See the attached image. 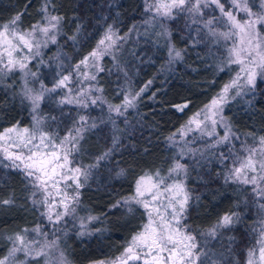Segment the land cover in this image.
Segmentation results:
<instances>
[{
    "label": "trees",
    "instance_id": "1",
    "mask_svg": "<svg viewBox=\"0 0 264 264\" xmlns=\"http://www.w3.org/2000/svg\"><path fill=\"white\" fill-rule=\"evenodd\" d=\"M45 6L63 18L56 42L44 53L49 61L59 54L68 65L76 64L95 49L109 27L127 36L102 60L97 79L105 104L84 108L49 96L41 107L44 128L56 137L86 125L71 159L88 172L80 181L79 211L98 219L83 229L65 223L51 232L42 207L32 203L40 192L21 169L0 162V201H13L0 204V257L9 248L8 237L43 225L61 240L72 263L112 261L149 221L142 204L132 202L131 211L123 204L112 205L133 195L141 176L164 173L180 159L168 138L219 93L232 78L233 67L226 62V48L213 41L201 23L184 12L173 19L150 20L142 0H0V25L23 12L18 26L30 28L43 20ZM169 48L181 57L170 59ZM125 96L136 97L134 107L123 115L109 111V105H122ZM183 104L188 107L177 111L175 106ZM224 114L237 136L232 145L201 140L183 160L189 200L181 224L198 240V264H248L249 252L261 239L264 200L252 185L226 177L240 148L264 137V82L258 80L254 90L230 100ZM33 117L17 72L0 71V132L29 126ZM226 213L239 219L210 234Z\"/></svg>",
    "mask_w": 264,
    "mask_h": 264
},
{
    "label": "snow or ice",
    "instance_id": "2",
    "mask_svg": "<svg viewBox=\"0 0 264 264\" xmlns=\"http://www.w3.org/2000/svg\"><path fill=\"white\" fill-rule=\"evenodd\" d=\"M205 6L209 3L216 5L221 13V17L224 19V23L227 24L229 31L217 33L213 29L214 23L217 21L209 19L205 22V27L208 28L209 32L215 36L220 35L225 39H229L233 36L239 37V42L244 43V38L250 36L247 40L249 48L247 49H238L236 47L230 50V62L240 65L239 71L236 76L230 81V83L224 85L222 90L213 97L209 104L205 105L203 109L195 113L188 121V129L191 130V125L195 123L197 128H200L201 124L204 121H210L212 126V131L207 132V135L213 136L216 135L215 126L217 124V119L219 117L220 124L225 129V135L222 138H218L216 143H223L229 141L230 139V126L227 120L222 115L223 106L228 103L229 100V91L230 89H237L235 95H241L242 86L241 80L244 81V87H247L249 91L254 90L256 79L259 76L261 82H264V43L261 42V38L258 33L255 32L257 24L261 27H264V11L262 14L257 15L253 13L248 7V0H231V5L234 6L237 12H244L247 19L241 21L237 19V16L234 15L233 11L225 10L224 4L220 3V0H203ZM148 9H154L155 13L161 17H166L169 19L174 18L175 13L189 12L195 13L197 15H202L201 12V0H156L155 4H148ZM42 11L45 13V21L47 26H41L39 23L31 26V29L28 31L20 32L17 30V24L21 22V16L25 13L21 12L16 14L12 20L7 24L0 25V46H3V52L0 53V65H3L0 68V71L11 72L14 68H19L21 71H26L28 56L23 55L27 51L30 55H33L32 50L35 48V56L39 55L40 41L36 40V33L39 32L46 39L43 40L44 45L50 41L52 43L56 42L55 33L59 30V25L61 23L62 17L55 15L47 14V6H45ZM50 33H52L50 35ZM164 35H169L167 31ZM11 36V39H9ZM70 39L75 40V37H70ZM15 41V43H13ZM105 41H108L105 44ZM115 44V40L112 39L111 30L101 39L97 45V50L92 51L85 56L79 64L76 65V68L79 69L81 65L87 66L89 58L94 62L99 59L103 52L107 51L108 48H111ZM20 53L21 58L15 59L14 53ZM174 53V54H173ZM5 54L6 60L5 63ZM170 59L180 58L181 53L179 51H174L172 48H169ZM102 71L103 69H98ZM222 70V69H221ZM31 75L35 76V73ZM87 78V77H86ZM90 79L95 80L96 77L93 75ZM69 80L68 76H64L59 82L55 85L56 88L66 87V81ZM151 81H149V84ZM147 88H142L136 96H139ZM53 89H48V91H54ZM102 91V89H98ZM24 96L29 99L33 106V111L38 107L39 101L42 98L39 94H33L31 89H25ZM136 97L129 99L125 96L122 105L112 106L109 105V111H115L116 113L123 115L121 109H127L128 107H134V100ZM235 99V96L232 97ZM92 104L96 103V100L91 101ZM176 110L183 112L185 108L188 107L187 104L176 105ZM203 115L204 121H201L199 117ZM84 119L83 117L81 118ZM39 122L37 121V131L30 132L28 128L19 129L17 126L12 128L5 129L3 133H0V154L3 155L4 159L10 161V167L22 169L23 174L26 179L29 180V183L39 192L42 193V198L39 200L33 199L32 203L34 206L44 207L45 212H42V216H46V219L55 224H58L63 216L69 214V204L65 201H77L79 197V188L82 187L80 184L79 177L83 176L85 180L87 179L88 172L82 170L79 167L71 168L69 167L70 161L68 159V150L62 148L59 145H56L52 138L42 131H39ZM79 136V130H77V136L71 137L73 141ZM170 141L172 137L168 138ZM69 140V137H65L61 141L63 145L66 141ZM260 144L264 146V137L260 138ZM75 147V145L73 146ZM256 152V149L250 150V154L240 163L239 167H234L230 170V175L226 179H235L237 181H242L244 184H258V169L260 170L259 180L264 181V158L260 160H254L253 156ZM108 153H105V158ZM264 155V153H262ZM66 170V171H65ZM181 171H186L185 167L179 163L171 169V172H176L179 174ZM247 172L253 173L251 177L247 175ZM71 173V176L67 175ZM123 174L121 170L118 175ZM159 178V174L157 173ZM71 179L75 187L74 195L68 196L67 192L62 194L60 203L63 205V211L57 212L55 217L52 214L53 205L49 202V196H51V188L57 189V194L59 192V184L64 183L65 188L69 185L67 181ZM148 181H151V177L147 178ZM161 179V183L162 178ZM145 177H140L136 181V195L125 198L123 200H118L116 204L112 207H118L123 204L125 207L131 211V203L142 204L145 209H148L150 206V201L140 199L145 195ZM152 188H157V192H154L151 196V201L162 203L158 201L159 190L158 186L153 184ZM144 189V190H142ZM165 193H170L168 198L167 205L165 206V211H170V219L167 222H164V218L159 213L158 208H152L149 212V224L144 226V231L137 234L132 238L130 245L125 249L124 253L120 257H117L115 261H109L108 264H129V261H143V264H196V260L199 258L193 252L196 248L195 237L182 232L181 228L184 226L180 223V217L186 210L188 204L189 195L182 183H175L172 185L165 186ZM259 195H264V191L258 193ZM36 192L32 193L34 197ZM173 197L175 200H173ZM11 200L0 201L2 205L12 204ZM178 205V210H177ZM152 212H156L160 216L161 224L159 229L152 227ZM90 220L98 219V217H89ZM239 217L237 214H224L218 220L217 224L211 230L212 235H215L218 229L229 228ZM173 225H177L174 227ZM24 233L28 232V229L22 230ZM33 232H40L39 226L32 229ZM83 234V233H81ZM12 242L13 247L9 252V256H14L17 252H23L26 256L39 257L44 255L43 250L32 252L30 251L31 242L26 243L24 235L17 233L14 237H8ZM264 244V241H262ZM142 249V253H138L136 249ZM166 254V255H162ZM63 257V253H61ZM254 253L249 252L248 264H253L252 257ZM8 257L3 260H0V264H6ZM259 260L264 261V246L259 250ZM103 264V262H101Z\"/></svg>",
    "mask_w": 264,
    "mask_h": 264
},
{
    "label": "rangeland",
    "instance_id": "3",
    "mask_svg": "<svg viewBox=\"0 0 264 264\" xmlns=\"http://www.w3.org/2000/svg\"><path fill=\"white\" fill-rule=\"evenodd\" d=\"M142 1L144 4V8L150 17V20L151 19H154V20H156V19L168 20L169 19V18L161 17V16L157 15L155 13L154 9H148L147 8L148 4H155L156 0H142ZM238 2H240V0H238ZM220 3L224 4L226 11H228V10L233 11L234 15L237 16L238 20L243 21V20L248 18L244 12H237L236 8L231 5V0H220ZM248 7L251 9V11L253 13L260 15V14H262V11H264V0H248ZM201 12H202V15H197L195 13H189L187 11H185L184 13L188 14V16L194 22H197L199 24L201 23L202 28L204 29L206 34L210 38H212L213 41L223 44V46L226 48V50H227L226 62H227V64H229L230 66L233 67V76L226 83V84H228L236 76V74L240 68V65L230 62V59H231L230 50L234 47H236L238 49L249 48L247 40L250 38L251 35H254V34L250 33V36H246L244 38V43H242V44L239 42V37H237V36H233L229 39H225L224 37H222L220 35L213 36L209 32L208 28L205 27V22L207 20L213 19V20L217 21L213 25V29L217 33L228 32L229 28H228L227 24L224 23V19L221 17V13H220L219 9L216 7V5L209 3L207 6H205L203 3V0H201ZM204 13H208L209 17L205 18ZM47 14L48 15H55L48 8H47ZM175 14H177V13L174 12V15ZM55 16H57V15H55ZM38 23L41 26H47L45 18H43V20L38 22ZM30 29H31V27L27 28V29H21L17 24V30L20 32L28 31ZM109 30H111L112 39L115 40V44L111 48H108L107 51L103 52V54L99 57L98 60H96L94 62L91 58H89L87 66L81 65L79 69L76 68V65L79 64L80 61L77 62L76 64L68 65V63H66L65 61L58 59L59 54H57V55L54 54L53 56H55V57L51 61L44 58L45 50L47 49V47L50 44H52V42L49 41L47 43V45L45 46L43 43V40L46 38L43 37L42 34L37 32L35 39L41 42L40 48H39V55L38 56L34 55V53L36 52L35 48L32 50L33 55H30L27 51H25L23 53V55H27L29 57L28 61H27L26 71H21L19 68H14L12 70V71L17 72V74L20 77L23 94H24L25 89H31L33 94H39L42 97L39 101L38 107L36 108L35 111H33L34 117H33L32 123L26 127H17L18 130L23 129V128H28L30 132H36L37 131V121H38L39 122V126H38L39 131L47 133L52 138V140L54 141V143L56 145H59L62 148L68 150V153H69L68 159L70 161L69 167H71V168L79 167L82 170L87 171V168H82V166H78V165L73 164L72 159H71L72 154L76 151V148L78 147V143L84 134V131H85L84 129H85L86 125L83 124L82 127H79L77 129V130H79V136L77 137V139L75 141H73L71 139V137L77 136V130L74 132H68L61 137H56L55 135L49 134L45 130V128H44L45 116L41 111V107H42V104L45 101V99L49 96H56V99L59 100L60 104L68 103V104H74V105L82 106L84 108H87L90 106H99L100 107L102 104H105L104 99H103L102 94H101V91H98V89H101L99 84H98V79H97L98 74L100 72L98 69H102V60H103L104 56L111 54L113 52V50H115L119 46V44L121 43V40L125 39V37H127L126 35H122V34L118 33L117 30L109 27L105 31V33L103 34L101 39H103L105 37V35L107 33H109ZM255 32L258 33L259 37L261 38V42L264 43V27H261L259 24H257ZM59 33H60V25H59V30L55 33L56 40H57ZM51 34L52 33H50V35ZM9 39H11V36H9ZM13 43H15V41H13ZM107 43H108V41H105V44H107ZM94 50H97V46L95 47ZM262 50H264V49H262ZM2 52H3V46H0V53H2ZM13 55H14L15 59L21 58V54L18 52L14 53ZM6 62H7V60H6V54H5V63ZM2 67H3V65H0V68H2ZM32 73H35V76L31 75ZM93 75L96 77L95 80L90 79V77ZM64 76L69 77V80L66 81V87L56 88L55 85ZM258 80H260L259 76L256 79V83ZM240 83L242 86L241 94L242 93H248L249 89L247 87H244V81L241 80ZM53 88H55L54 91H48V89H53ZM236 91H237V89H230L228 102L230 100H232L233 96H235V97L237 96V95H235ZM132 98L133 97H129V99H132ZM27 100L30 102L32 110H33V106H32L31 101L29 99H27ZM92 100H96V103L92 104L91 103ZM225 105L223 106L222 115L227 120V122L230 126V129H231V131L229 133V135H230L229 141H225V142L219 143V144L216 143L218 138H222L225 135V129L220 124L219 117H215L217 119V124L215 126L216 135H213V136L207 135V132L212 131V126L210 124V121H204L203 115H201V117H199V119L201 121H204L201 124L200 128H197L195 123H193L191 125V130H189L188 129V121L189 120H188L181 127V129L177 132V134L172 138V141L174 142V145L176 146L178 153L180 155V159L175 161L172 164L171 168L164 173L155 172V173H147V174L143 175V177H145L144 189H150V191L145 190V195L143 197H140V199L150 201V206L148 208V212H151L152 208H158L160 215H162L164 218V222H167L170 219V211H171L170 209L168 211H165V206L167 205L168 198L170 196V193H165V186L166 185H172L175 183H182L184 185L188 195H189V192L187 190L186 183H185L186 174H187V166L183 162V160H184V158H186L187 156H189L190 154H193L195 152L196 144L198 142H200L201 140H206V141H209L214 146H222L225 144L232 145V143H233L232 141L234 140V138L236 139L237 136H236L230 122L228 121L227 117L224 114ZM203 108H201V109H203ZM124 110L125 109H123V108L121 109L122 112ZM199 111H197V112H199ZM113 112H115V111H113ZM193 115L191 117H193ZM3 132L4 131H2L0 133H3ZM65 137H69V140L66 141L63 145H61V141H63ZM259 141H260V139L254 144H244V146H242L240 148L241 154L237 153V155L235 157L236 161L233 164V166L239 167L240 163L246 159V157L250 154V150H252V149H256V152L253 156L254 160L258 161V160L264 158V155H262V153H264V146H262ZM74 145H75V147H73ZM0 162L7 164V165H10V161L4 159L2 154H0ZM177 163L183 165L185 167L186 171H181L179 174H177L176 172H171V169L174 168ZM233 166H231V169L234 168ZM157 173L159 174V178H162V181H163L162 183H161V179H159L157 177ZM259 174H261V173H260V170L258 169V172H257L258 184L257 185L250 184L256 190L257 193L264 191V181L259 180ZM67 175L71 176V173H67ZM247 175L249 177H251L253 175V173L247 172ZM148 177H151V181H148V179H147ZM82 178H84V177L80 176L79 180L82 181ZM67 183L69 185L67 188H65L64 183L59 184L58 188H59L60 194H57L56 188L50 187V189H49L51 191V196H49V202L53 205V207H52L53 217H55V214L57 212L63 211V205L60 203L62 194L64 192H67L68 196L74 195L75 187L73 185L72 180L69 179L67 181ZM153 184L158 186V190H159L158 201H160L162 203L151 201L152 194L154 192H157V188H152ZM144 189H142V190H144ZM134 195H136V192L131 196H134ZM131 196H129V197H131ZM260 196L264 200V195H260ZM41 198H42V193L40 192V198L39 199H41ZM173 200H175L174 197H173ZM65 202L69 204V214L63 216L62 220L58 224L54 225L53 223L49 222L46 219L49 226H50L51 232H54V228H58L59 226L64 225L65 223H68V224H71V225L77 226L78 228L83 229L91 221L89 219V217H93L91 215L83 214L79 211V207H80L79 197H78V202L77 201H70V200L65 201ZM42 209H43V212L46 211V209L44 207H42ZM177 210H178V205H177ZM182 219H183V215L180 217V223L182 222ZM152 221H153L152 227H156L159 229L160 224H161V220H160V216H158L156 212H152ZM148 224H149V221H148L147 225ZM37 226H39V228H40L39 233L32 231V229L36 228ZM173 226L176 227L177 225H173ZM25 229H28L27 233H24L21 230L19 232L14 233L10 237H14L17 233L24 235L25 242L26 243L31 242V246L29 249L30 251H32L34 253L36 251L43 250V252L45 254L42 256L33 258L31 256H26L23 252H17V253H15L14 256L10 257L9 252H10L11 248L13 247V244L10 241L9 248H8L7 252L3 256L0 257V260H3L6 257H8L6 264H74L67 258L66 254L64 252V249L62 247L61 240L58 237L53 236V234L50 235L49 231L47 232V230H45L43 225H34L32 227L25 228ZM184 229H185L184 227L181 228V231L186 232ZM262 241H264V210H263V221H262V232H261L260 243H259L258 247L256 248V250H254L252 252V253H254V256L252 257L253 264H264V261L259 260V250L262 246H264V244H262ZM194 242L196 244V248L193 250V252L196 256H198L200 258L202 252L199 251L198 240L195 238ZM136 251L138 253H142V249H140V248L136 249ZM61 253H63V257L61 256ZM162 255H166V254H162ZM199 258L196 260V264H198ZM115 260H112V261H115ZM102 262H103V264H108L109 261H102ZM98 264H101V262ZM129 264H143V261L142 260L141 261H129Z\"/></svg>",
    "mask_w": 264,
    "mask_h": 264
}]
</instances>
